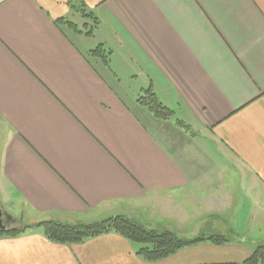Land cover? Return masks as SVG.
Returning <instances> with one entry per match:
<instances>
[{"label":"crops","instance_id":"1","mask_svg":"<svg viewBox=\"0 0 264 264\" xmlns=\"http://www.w3.org/2000/svg\"><path fill=\"white\" fill-rule=\"evenodd\" d=\"M0 206L15 229L123 215L228 240L146 261L115 233L29 228L0 264L242 262L264 243V0H0Z\"/></svg>","mask_w":264,"mask_h":264},{"label":"trees","instance_id":"2","mask_svg":"<svg viewBox=\"0 0 264 264\" xmlns=\"http://www.w3.org/2000/svg\"><path fill=\"white\" fill-rule=\"evenodd\" d=\"M86 16L89 17L91 15L88 13ZM91 19L92 23H96L93 17ZM54 24L57 26L65 25L70 29L75 26L74 23L63 18L54 20ZM86 34H89V32ZM106 54L101 45L89 51V55L97 57L103 62H105ZM137 101L145 106L157 119L166 120L173 116L174 111L163 105L150 87L142 91ZM29 228H39L46 239L59 244L79 243L100 234L115 233L137 245L136 255L146 261L166 258L179 249L196 244L204 239L214 244H223L228 241L224 236L217 234L207 237L198 236L192 239H182L169 229L148 228L139 221L123 215H112L90 223H68L46 219L31 226L0 232V235L15 236ZM239 264H264V243L257 244L249 256Z\"/></svg>","mask_w":264,"mask_h":264},{"label":"flooded vegetation","instance_id":"3","mask_svg":"<svg viewBox=\"0 0 264 264\" xmlns=\"http://www.w3.org/2000/svg\"><path fill=\"white\" fill-rule=\"evenodd\" d=\"M17 222L10 221L7 217H2V224L0 223V232H6L14 228ZM18 224V223H17Z\"/></svg>","mask_w":264,"mask_h":264},{"label":"water","instance_id":"4","mask_svg":"<svg viewBox=\"0 0 264 264\" xmlns=\"http://www.w3.org/2000/svg\"><path fill=\"white\" fill-rule=\"evenodd\" d=\"M4 216L7 217L10 221H12V222H17V223H18V225L15 226L14 228L20 226L21 221L15 219V218H13V217H11L10 215H8L5 211L2 210V208H1V206H0V223H1V224H2V217H4Z\"/></svg>","mask_w":264,"mask_h":264},{"label":"rangeland","instance_id":"5","mask_svg":"<svg viewBox=\"0 0 264 264\" xmlns=\"http://www.w3.org/2000/svg\"><path fill=\"white\" fill-rule=\"evenodd\" d=\"M13 229H15V228H13ZM172 231V230H171ZM234 234H236V233H234ZM198 237V236H197ZM256 246V245H255Z\"/></svg>","mask_w":264,"mask_h":264}]
</instances>
